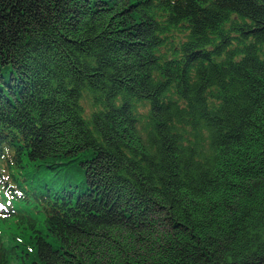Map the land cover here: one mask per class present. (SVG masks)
<instances>
[{"label":"trees","instance_id":"obj_1","mask_svg":"<svg viewBox=\"0 0 264 264\" xmlns=\"http://www.w3.org/2000/svg\"><path fill=\"white\" fill-rule=\"evenodd\" d=\"M19 259L264 264V0H0Z\"/></svg>","mask_w":264,"mask_h":264},{"label":"rangeland","instance_id":"obj_2","mask_svg":"<svg viewBox=\"0 0 264 264\" xmlns=\"http://www.w3.org/2000/svg\"><path fill=\"white\" fill-rule=\"evenodd\" d=\"M86 108H87V107H86ZM79 165H80V164H79ZM82 178H83V177L80 175V179H82ZM6 234H8L7 231H6ZM18 262H19V264H23L22 261H21V259H19ZM11 264H15V260H12V261H11Z\"/></svg>","mask_w":264,"mask_h":264}]
</instances>
